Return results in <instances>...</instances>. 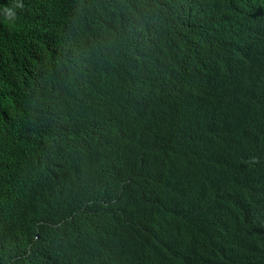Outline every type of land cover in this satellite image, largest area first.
I'll return each mask as SVG.
<instances>
[{
  "label": "clouds",
  "instance_id": "obj_1",
  "mask_svg": "<svg viewBox=\"0 0 264 264\" xmlns=\"http://www.w3.org/2000/svg\"><path fill=\"white\" fill-rule=\"evenodd\" d=\"M212 1L191 0L201 11L214 13L219 16V22H224L221 47L213 53L214 59L209 58V52L192 32L172 23L171 17L168 25L153 17L152 24H160L166 44L174 46L172 62H149L136 49L133 57H120L116 64L83 43V38L96 31L95 17L92 20L89 17L94 0H48V8H39L36 0H0L1 28L13 39L16 53L12 74L15 76L17 69L28 71L25 60L32 62L31 65L38 62L45 70L39 93L18 89L22 98L29 103L46 101L45 94L75 79L74 68L91 87L87 91L84 86H78L70 90L71 94L55 90L47 100H52L48 111L30 112L24 119V135L35 137L32 144L50 141L53 157L64 174H81L80 188H53L43 195L49 200L42 197L38 202L31 201L37 189L33 174L24 170L19 176L17 165L12 166L0 151V188L8 185L10 190L9 194L0 192V264L40 263L39 258L21 253L28 239L47 242L59 229L71 230L74 222L84 225L80 252L88 260L94 257L93 264L101 262L98 235L110 236L119 230L125 264H145L146 258L149 264H201L208 259L206 241L194 232L193 246V237L186 227L208 215L222 195L231 197L242 208H251L258 202L264 194V174L256 170L253 157L222 148L212 149L203 156L180 153L158 144L154 135L147 134L163 121L175 124L179 113L196 106L209 112L213 101L203 88L215 81H219L216 90L223 99L232 102L235 91L242 85L241 72L235 67L252 66L264 57V0ZM244 4L253 10L250 18L236 16ZM32 15L35 23L23 22ZM45 25L53 27L46 42L42 30ZM43 50L42 58H34L33 55ZM212 60L220 66L214 67ZM53 65H63V69L53 70ZM109 73L119 75L117 82L108 77ZM143 73L148 77L146 81L141 77ZM109 85L120 88L123 98L118 106L103 99L110 94ZM9 114L16 126H22V112L16 106ZM104 132H109L110 138L105 139ZM135 140L138 142L128 148ZM158 145L160 148H152ZM26 153L13 143L9 145L8 154L15 159L24 158ZM111 155L114 159L110 165L107 159ZM119 156L121 162L117 165L115 159ZM197 163L200 171L194 168ZM153 183L157 184L156 189ZM155 193L156 202L166 209L175 207L179 214L176 235L171 227L166 250L162 218L157 220V232L152 224L147 235L144 225L118 223L122 228L95 218L101 208L115 210L129 205L130 209L148 210L146 204L154 201ZM30 208H36L33 215ZM29 221L32 229L26 225ZM58 221L66 222L67 227L59 224L56 228ZM260 227L264 229V218ZM173 247L179 250L173 252ZM247 261L245 249L221 256L222 264H247Z\"/></svg>",
  "mask_w": 264,
  "mask_h": 264
},
{
  "label": "trees",
  "instance_id": "obj_2",
  "mask_svg": "<svg viewBox=\"0 0 264 264\" xmlns=\"http://www.w3.org/2000/svg\"><path fill=\"white\" fill-rule=\"evenodd\" d=\"M25 1L21 0V2ZM36 1L39 8L42 6L48 8V0ZM99 3L98 0H94L96 31L83 38V43L94 47L99 54L116 64L119 63L120 57H133L136 49H139L143 58L145 56L149 62L155 64L172 62L174 46L166 44L162 36L163 32L159 28L160 24H152L153 17L162 19L167 25L168 17H171L172 23L192 32L203 43L209 52L210 59H214L213 53L221 47L224 22H219L217 20L219 16L214 13L201 11L191 0H101L104 5V7L100 6L102 21L99 20ZM109 5L113 8H109ZM122 9L125 13L118 15ZM39 15L40 13L36 14V16ZM252 15L253 10H249L247 4H244L236 14L244 18H250ZM34 17V15L27 16L23 22L35 23ZM1 23L0 17V132L3 138L0 141V151L6 154L12 166L17 165L19 176L24 170L33 174V181L41 185L33 196L38 202L47 191L53 188L68 190L66 185L70 182L65 178L69 175L64 174L55 161L53 149H50V141H38L32 144L35 137L27 138L24 135V119L30 112L48 111L52 100H47L55 90L71 94L70 90L78 86H84L87 91H90L91 87L84 75L74 68L75 79H69L58 85L56 89H52L54 91L50 94H45L43 100L46 101L38 100L29 103L22 98L19 90H32L38 94V86L45 76L44 67L38 62L31 65L32 62L25 60L24 64L28 71L17 69L18 73L15 76L12 74L16 56L14 43L13 39L2 30ZM42 30L45 33L43 39L46 42L51 38L53 27L45 25ZM101 31L105 34V37H102V46L98 43ZM107 35H113L114 38L107 40ZM43 55L44 50L43 53L33 56L42 58ZM213 66L218 67L220 63L213 61ZM52 67L57 71L63 69V65ZM236 69L241 72L242 85L235 91L232 102L228 103L223 99L216 90L219 81H215L203 88L207 90L209 98L213 101L209 112H205L200 105L196 106L179 113L175 124L163 121L147 134L154 135L157 143L162 146L196 156H203L217 148L239 150L251 159L253 157L256 170L264 174V57L252 66L235 67ZM108 91L110 94L103 99L117 106L122 103L123 97L118 86H109ZM196 96L198 97V93ZM15 106L22 112V126H16L10 120V110ZM16 117L18 118L19 115ZM131 132H134V129ZM103 136L105 139L107 136L110 138V133L104 132ZM11 143L26 150V156L24 158L17 156V160L13 155H9ZM42 157L46 158L44 162L40 159ZM35 163L38 167L33 166ZM36 174H38L37 177H35ZM80 175L73 174L67 179L75 182L73 189L81 187ZM47 187L51 188L47 189ZM9 191L8 185L0 188V192L5 194H9ZM121 209L102 210L101 208L95 218L112 225L123 223L150 226L155 224V216L150 210L128 209L122 206ZM263 218L264 194L251 208H242L231 197L220 196L208 215L198 218L191 224L195 232L203 236L208 247V259L201 264H222L221 256L239 249L247 251V264H264V229L260 227ZM26 225L30 229L33 228L31 221L26 222ZM81 225L72 226L71 230L59 229L54 238L48 239L47 242L28 239L21 253L27 252V257L39 258L41 261L38 264H55L56 259L60 260L63 256L70 258L74 255L77 256L74 264H92L80 252L79 246L84 229V225ZM118 227L124 228L122 224H118ZM97 247L100 257H115L121 253L124 255L121 231H116L110 236L98 235ZM124 260L125 255L120 261L113 259L110 263L101 261L96 264H125Z\"/></svg>",
  "mask_w": 264,
  "mask_h": 264
},
{
  "label": "bare ground",
  "instance_id": "obj_3",
  "mask_svg": "<svg viewBox=\"0 0 264 264\" xmlns=\"http://www.w3.org/2000/svg\"><path fill=\"white\" fill-rule=\"evenodd\" d=\"M100 3H99V13H100V18H99V20H101L102 21V12L100 11V6H103L104 7V5H103V3H101V0H98ZM107 1V0H106ZM211 2H213L214 3V1H212L211 0ZM95 8H96V5H92V8H91V10H90V13H89V17H90V20H92L94 17H95ZM109 8H113V6L112 5H109ZM125 13V10L124 9H122V10H120V12H118V15H123ZM91 25H93V23H91ZM77 31V30H76ZM76 31H75V33H76ZM84 29H82L81 30V34L82 35H84L85 33H84ZM102 32L103 31H101V32H99V39H98V43L102 46V37H105V34L103 33L102 34ZM74 33V34H75ZM107 40H111V39H113L114 38V36L113 35H107ZM92 41H93V39H92ZM147 71V70H146ZM146 71H144V72H146ZM98 74L100 75V76H102V74H101V70H99V72H98ZM139 75V74H138ZM108 77H110V78H112L113 79V82L115 83V82H117V80L119 79V75L118 76H114V75H112V74H108ZM142 78H143V80L144 81H146L147 79H148V77H144V73L142 74V76H141ZM109 86H111V85H109ZM206 112V111H205ZM117 133H120V130H117ZM136 137V135L134 136V138ZM109 142H110V139H109ZM138 141L137 140H135L134 141V143L133 144H131V145H128V148H131L134 144H136ZM148 148H151V147H148ZM154 150H156V149H158V148H160V145H158V146H153L152 147ZM103 158H104V156H103ZM43 162L45 161V157H42V158H40ZM39 159V160H40ZM114 159V156L113 155H111L108 159H107V163H109L110 165H111V161ZM116 161H117V165H120V162H121V157L119 156V157H117L116 159H115ZM104 164V163H103ZM33 166H35V167H38V165H37V163H35ZM198 166V163L196 164V165H194V168H196L198 171H200V169H199V166ZM37 175L38 174H36L35 175V177H37ZM45 176V175H44ZM68 178H70V175L69 176H67V178H65L66 179V181H68V182H70V183H68L66 186L71 190V189H73V187H74V184H75V182H73V181H71V180H67ZM210 178H212V176L210 177ZM65 181V180H64ZM46 182V181H45ZM39 186H41L40 184H38V185H36L35 184V187L36 188H39ZM153 187L156 189L157 188V184L156 183H153ZM51 187H47V189H50ZM38 189H36L35 191H33V192H36ZM62 190H65V189H62ZM89 191H91L90 189H89ZM145 193L147 194L148 193V190H145ZM138 198V196H137V194H136V199ZM43 199H45V200H49L48 198L46 199L45 198V196L43 197ZM156 199H158V196H157V194L155 193L154 194V201L152 202H147V204H146V208H148V210H150L151 212H153V214H154V220H155V232H157V228H158V223H157V220L158 219H160V218H162V224H163V240H164V246H163V249H167V245H166V243L168 242L167 241V239H168V236H169V233H170V230H171V227L174 229L173 231H174V233H175V235H176V232H175V229H176V225H177V218H178V211H177V209L175 208V207H173L171 210L170 209H166V208H164L159 202H156ZM34 200V197H32V201ZM62 203H64V201H65V198H64V196L62 197ZM168 200H172L173 201V199L172 198H165V201H168ZM35 203L34 202H31V205H34ZM127 208L129 209V205L127 206ZM136 209H137V207H136ZM35 210H36V208H30L29 209V212L33 215L34 213H35ZM34 217V216H33ZM57 223V225H55L56 226V228L58 227V225L59 224H61L63 227H67V223L66 222H63V221H58V222H56ZM79 223H81V221H79ZM78 223L77 222H74L72 225L73 226H76ZM95 226V225H94ZM139 226H141L140 224H139ZM149 229V225H144V233L147 235V230ZM186 229H189L190 231V235L193 237V239L191 240L192 241V243L194 244L193 246H195V242H196V239H195V228L191 225V226H187L186 227ZM174 235V236H175ZM156 235L154 234V244L155 245H157V240H156ZM177 250H179V247H173V252H176ZM93 253V249H91L90 250V254H92ZM76 255H74V256H72V257H70V258H67L66 256H63L60 260H57L56 259V262H55V264H57V262L59 263V264H74V260L76 259ZM18 258H21V257H18ZM81 258H83V257H81ZM124 258V255H122V253L121 254H119V255H117V256H115V257H112V256H103V257H101L100 258V260L99 261H108V263H110V261H112L113 259H115L116 261H120L121 259H123ZM128 259L129 258H127V261H128ZM130 260V259H129ZM90 261L92 262V264L93 263H95V261H96V259L94 258V257H90ZM137 264H138V262H137ZM145 264H149V261H148V259L146 258V261H145Z\"/></svg>",
  "mask_w": 264,
  "mask_h": 264
}]
</instances>
